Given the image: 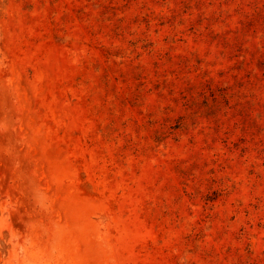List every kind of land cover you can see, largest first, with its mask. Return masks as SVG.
I'll return each mask as SVG.
<instances>
[{"label":"rangeland","instance_id":"obj_1","mask_svg":"<svg viewBox=\"0 0 264 264\" xmlns=\"http://www.w3.org/2000/svg\"><path fill=\"white\" fill-rule=\"evenodd\" d=\"M0 264H264V0H0Z\"/></svg>","mask_w":264,"mask_h":264}]
</instances>
